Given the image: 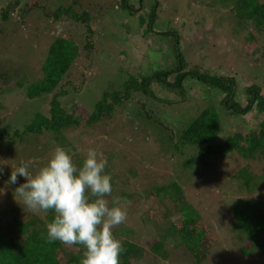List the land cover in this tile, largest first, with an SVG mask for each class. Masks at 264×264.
<instances>
[{"label":"rangeland","instance_id":"1","mask_svg":"<svg viewBox=\"0 0 264 264\" xmlns=\"http://www.w3.org/2000/svg\"><path fill=\"white\" fill-rule=\"evenodd\" d=\"M11 1L0 0V10ZM17 1L20 5L10 12L12 20L0 23V30L4 29L0 31V74L6 78L0 77V130L5 128V134L19 130L16 127L27 126L26 122L31 121L29 114L36 108L48 113L49 96L32 100L26 90L42 86L39 82L41 68L51 43L58 37L70 35L80 48L71 75L61 82L69 92L71 84L80 89L70 92L69 98L61 101L68 114L79 116V121L94 112L104 94L123 93L130 81L148 77L153 80L147 84L145 92H133L115 105L111 121L105 125L100 123V129L93 132L83 129L85 125L81 124L80 127L68 126L54 136L44 133L33 140L30 135L20 146L16 139L7 146L1 142L0 226L7 229L13 217L25 222L32 214L46 222L45 211L29 210L16 193L19 185L26 182L25 178L18 177L17 187L8 182L19 163L31 162L30 171L35 173L59 146L69 154L75 153L74 163L82 166L79 162L85 160L89 149H94L108 161L105 174L112 178L110 201L117 197L130 201L126 222L114 228L113 234L126 243L129 239L119 234L123 228L145 233L149 242L136 245L143 251L138 256L144 258L143 264H197L181 252V246L173 243L175 236L183 235L187 228L183 216L175 211L176 200H164L163 204L156 199L150 202L152 184L167 185L175 179L176 173L180 177L182 200L189 203L188 208H197L199 213V220H188L189 229L203 232L209 246V258L200 264H264V233L259 235V244L254 246L249 235L233 231L234 220L229 206L221 212L214 210L221 202L230 205L237 200L264 202L262 170L259 168L254 174L250 169L243 170L244 161L233 155L227 159L231 165L225 160L224 181H218L221 177L219 165L210 160L212 171L198 180L193 176L192 185H189L179 172L181 160L174 159L176 154H172L166 143L168 135L179 132L204 110L216 112L222 119L224 129L218 134L220 142L257 130L256 124L245 126L229 117L221 106L225 93L220 89L202 84L189 74L183 77L178 88L172 86L181 71L207 72L236 80L239 76L233 101L241 106L247 101L246 89L251 84L263 87L264 41H257V29L248 28L247 23L239 24L237 9L231 5V0H143L139 9L138 0H131L129 3L136 8L132 14L121 13L112 0H86L87 6L100 4L88 11L95 12L97 22L92 52L82 48L83 30L76 24L78 17H74L83 10L77 1L84 0L76 3L73 0ZM26 3L29 4L25 7ZM33 3L37 7L29 9ZM59 7L61 14L54 19L52 16ZM153 13L157 16L154 22L150 18ZM88 23L94 25V19L89 18ZM177 39L181 43L179 46L175 43ZM178 58L184 64L180 70H176ZM165 72L169 73L167 78L163 75ZM7 124L11 128L7 129ZM14 145H18L17 150H13ZM9 149L12 150L10 154ZM256 160L264 170V158ZM215 170V176L219 177L213 176ZM141 171L145 172L139 175ZM238 171L243 176L240 179L236 177ZM226 189L230 192H224ZM162 197L160 194L159 199ZM252 218L260 220L259 215H252ZM170 224L172 228L167 229ZM65 249L77 251L72 246H65ZM77 257L82 259L83 254Z\"/></svg>","mask_w":264,"mask_h":264},{"label":"trees","instance_id":"2","mask_svg":"<svg viewBox=\"0 0 264 264\" xmlns=\"http://www.w3.org/2000/svg\"><path fill=\"white\" fill-rule=\"evenodd\" d=\"M73 1L76 3L77 0ZM85 1L86 0L81 3L77 1L76 4L83 10L82 12L80 11L77 16H75L77 14L75 13L74 17H78V19L76 18L78 20L76 24H79L83 30V35L81 33V38H84L82 48L87 52H92L94 48L93 36L96 28L95 23L97 22H95V12L92 14V11H88L98 7L100 4L87 6ZM130 1L131 0H112L114 6L116 8L118 7L117 9L123 14H132V12L136 11V8L129 3ZM137 3L139 9L143 4V0H138ZM230 3L231 5L234 4L237 9V21H239V24L247 23L249 25L248 28L257 29L256 33L258 36H256V39L258 42H263L264 0H231ZM28 4L29 3H26L24 6L26 7ZM19 5V1L13 0L8 2L6 7L1 8L0 23L12 20L10 18V12L14 11V8ZM36 7L37 4L33 3L29 6V9ZM60 14L61 7L56 9L52 17L56 19ZM74 17H72V19ZM156 17V13L150 15L151 21L154 22ZM89 18L94 19V25L88 23ZM0 31L3 32L4 29L2 28ZM68 36L69 37L65 38L58 37L51 43L47 58L41 68L42 79L39 82L42 86L34 90H30V88L26 90V94H28L29 98L32 100L44 95L46 97L49 96L47 99L49 103L48 113L36 108L31 115L29 114V121H31L29 123L26 122V124H28L27 126L23 128L16 127L19 128V130H12L13 132H11L10 135L4 133L5 128L2 131L0 130V146H2L1 142H4L7 146V143L10 144L14 139L18 140L16 142L20 146L25 143V137L29 138V136L32 135L33 140H35L37 136L44 133L54 136L62 129L68 128V126L80 127L81 124H83L85 125L83 129L87 128L91 132L97 128L100 129L98 126L101 125L100 123L105 125L107 122L111 121L115 112V105H118L124 99L126 100L133 92L139 90L145 92L148 87L147 84L153 80V78L151 80V77H148L136 82L130 81L126 83L123 93L114 92L112 94H104L97 102L94 112L86 116L85 120H81L82 122L79 121V116L73 117L71 114H68L61 102L63 98L69 96L70 92H78L80 90L77 86L71 84L72 90L69 92L64 88L65 84L61 83L64 78L71 75L80 51L79 46L74 43L70 35ZM175 43L176 46L181 45L178 39ZM178 60V67L176 70H180L184 67L180 58H178ZM168 74V72L163 73L165 78H167ZM187 74L191 75V77H194L196 81L202 84L216 87L224 92L225 95L221 100V106L228 113L229 117L233 118L234 122L235 119H238L239 123L245 126L247 124H256L257 132L250 131L244 135L236 134L230 141L227 139V142H220L218 134L224 129L222 119L219 118L216 112H209L208 110L202 111L179 132L167 136L168 139L166 143L170 150H172V154H176V156L173 155L174 159L181 160V166H178V168H180L179 172L182 173L183 181L192 185L191 181L193 176L198 180L199 177H203L206 173L212 171L210 165L213 160L219 165L218 168L220 172H218L221 177L215 176L216 170L212 173L213 176L219 177L218 181H224L225 175L223 176V174L225 173H223V166L225 160L228 162L227 159L229 157L232 158L233 155H236L238 158L240 157L244 161V166L246 167L243 166V170L248 171L250 169L253 173L260 168L262 170L260 174L264 173V170L260 167L261 165H258V161L256 160V158H259V160H263L264 158V85L263 87H259L250 83L251 86L246 89V94L248 96L247 101H245L244 106H241L233 101L236 85L240 82L239 76L237 77L238 80H236L235 77L210 75L207 72L200 73L190 71L186 73L181 71L180 74L176 76V81L172 86L178 88L179 84L183 81V77ZM5 75L8 76V74ZM0 77L3 76L0 74ZM3 80H6V78L3 77ZM82 83L83 81L81 84ZM107 101L109 104H107ZM39 104L40 102H38V106ZM232 109L233 113L231 112ZM247 116L250 118L247 119ZM8 125L9 124H7V129L11 128V126ZM18 145H14L15 148L13 150H17L16 147ZM11 151L9 149V154ZM12 156L13 152L11 154V157ZM171 161L173 162V157ZM22 163L23 162L19 163V166H21ZM79 163L83 164V161ZM229 165L231 164L229 163ZM239 171L237 173L238 176H236L238 179L242 176V174L241 176L239 175ZM144 172L145 171H141L139 175ZM131 175L136 176L135 174ZM147 176H149V174ZM143 178H145L144 175ZM174 178L175 179L172 178V182L169 184L167 183V185L157 186V184H152L153 187L150 188L152 191L149 190L151 192V201H149L152 202V200L156 199L160 204H163L162 202L164 200L167 202H171V199L176 200L174 201L175 211L177 210L178 214L183 216V221L187 223V228L183 230V235H180V233L175 236L173 243L176 244L175 246L177 247L181 246V252L183 254L188 256L195 263L200 264L201 261L209 258L207 255L209 246L203 232L199 231L197 233L195 228L189 229L190 225H188V220H199L198 209H194L192 206L188 208L187 204L189 203H185L182 200V191L179 184L180 177L178 173L175 174ZM229 181L230 180H228V182ZM228 182L226 186H228L229 189L230 184H228ZM12 185L15 187L18 186V184ZM246 187L245 190L248 191V185H246ZM228 189L224 192H230ZM160 194H163V197L159 199ZM221 203H218L219 206H216L217 208H214V210L216 209V211L221 212L225 206H229L231 216H233L234 220L233 228L235 229H233V231L242 235H249L252 245L255 246L259 244L257 241L258 237L262 232L264 233V202L252 203L237 200L231 203V205L228 203ZM212 215H214V213ZM252 215H259L260 220L256 221L252 218ZM54 216V210H49L45 212L46 222L38 219L32 214L30 216L31 218L25 222L13 217L11 223L6 225L7 229L0 226V264H81L82 259L77 256L81 253L83 254L85 250L83 246L74 245L72 247H75L77 251L69 252L66 251V249L64 250L65 245L59 241L48 242L47 225L53 221ZM156 225L160 226L161 224L157 223ZM171 228L172 224H170L167 229ZM119 234L125 235L129 241H131L126 243L122 241L125 251L120 256V264H143L145 262L144 258L138 257L143 251H139L136 245L149 242V240H146V234L140 232L136 233L130 228H123ZM64 252H66L68 256L64 254ZM148 255L149 254L145 253L146 257H148Z\"/></svg>","mask_w":264,"mask_h":264},{"label":"clouds","instance_id":"3","mask_svg":"<svg viewBox=\"0 0 264 264\" xmlns=\"http://www.w3.org/2000/svg\"><path fill=\"white\" fill-rule=\"evenodd\" d=\"M74 155L58 146L37 172L30 171L31 162H24L12 170L8 182L25 178L16 193L29 210H54L47 225L48 242L83 246L81 264H120L125 249L113 230L126 222L130 201H110L112 178L105 174L108 161L102 153L89 149L82 166L74 163Z\"/></svg>","mask_w":264,"mask_h":264}]
</instances>
